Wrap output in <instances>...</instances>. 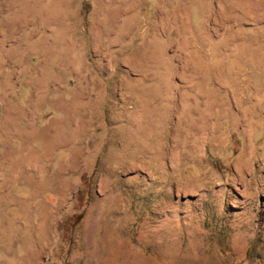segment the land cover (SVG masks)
I'll return each instance as SVG.
<instances>
[{
    "label": "rangeland",
    "instance_id": "rangeland-1",
    "mask_svg": "<svg viewBox=\"0 0 264 264\" xmlns=\"http://www.w3.org/2000/svg\"><path fill=\"white\" fill-rule=\"evenodd\" d=\"M0 264H264V0H0Z\"/></svg>",
    "mask_w": 264,
    "mask_h": 264
}]
</instances>
